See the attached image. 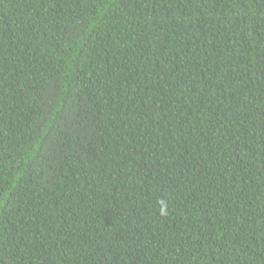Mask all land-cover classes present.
Wrapping results in <instances>:
<instances>
[{"label":"trees","instance_id":"16d2710c","mask_svg":"<svg viewBox=\"0 0 264 264\" xmlns=\"http://www.w3.org/2000/svg\"><path fill=\"white\" fill-rule=\"evenodd\" d=\"M0 264H264V0H0Z\"/></svg>","mask_w":264,"mask_h":264}]
</instances>
